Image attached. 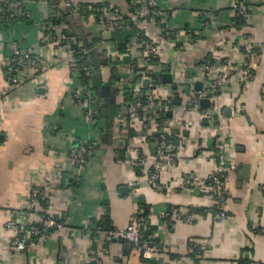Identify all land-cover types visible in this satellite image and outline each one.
Segmentation results:
<instances>
[{"label":"crops","instance_id":"1","mask_svg":"<svg viewBox=\"0 0 264 264\" xmlns=\"http://www.w3.org/2000/svg\"><path fill=\"white\" fill-rule=\"evenodd\" d=\"M20 1L28 20L7 22L0 14V264H92V258L99 264H264V0H156L162 16L137 22L143 38L158 47V91L171 102L163 118L175 161L163 164L156 185L144 175L156 160L151 113L140 117L145 135L120 124L127 118L129 98L126 90H117L118 116L107 137L101 99L99 123H92L75 98L83 89L75 63L67 52L55 53L56 40L65 34H75L79 47H84L81 36L86 37L97 50L95 65L103 81L121 77L129 64L122 62L129 43L118 30L104 29L99 9L115 8L127 17L132 14L129 4L55 0L64 10L68 3L72 12L45 27L57 19L56 9L44 0ZM238 2L247 7L245 18L238 19L233 7ZM165 30L175 37H165ZM13 44L30 49L33 57L21 68L17 87L5 76ZM248 45L259 51V58L245 82L241 72ZM134 47V59L143 64L139 43ZM107 59L111 63L105 66ZM211 64L216 69L210 77L223 75L225 84L208 107L190 109L185 89H201L207 76L202 66ZM94 73L90 86L97 96ZM162 74H169L172 83H163ZM124 139L126 150L117 147ZM93 142L98 146L92 155L76 163L72 150ZM139 153L145 166L137 163ZM219 169L227 188L223 222L203 213L217 204L197 189L199 179ZM185 176L195 179L189 187L182 184ZM33 188L45 191L46 204L31 199ZM144 208L156 250L150 260L136 249L127 253L117 240L107 241L103 229L125 228ZM165 211L173 217L193 213L195 221L170 226L161 217ZM45 213L62 222L63 229L35 240L25 251H14L15 231L6 223H40ZM195 244H205L207 253L198 256Z\"/></svg>","mask_w":264,"mask_h":264},{"label":"built area","instance_id":"2","mask_svg":"<svg viewBox=\"0 0 264 264\" xmlns=\"http://www.w3.org/2000/svg\"><path fill=\"white\" fill-rule=\"evenodd\" d=\"M46 1V0H44ZM47 2V1H46ZM133 12L131 18L135 21H156V18L162 16V11L159 9L156 0H129ZM66 8L71 10V6L67 3ZM234 9L237 11L238 16L245 18L247 16V7L238 2L234 4ZM55 9V6L52 5ZM54 18H60V12L54 11ZM100 20L103 22L104 29L107 32L128 28L124 22L122 16L115 8H102L99 9ZM0 14L3 20L10 22L15 20H28V11L24 9L20 0H4L0 6ZM51 20V19H50ZM45 22V27H52L51 22ZM140 30V29H139ZM140 32H142L140 30ZM144 36V34H142ZM165 37H175V33L171 30H165ZM245 39V38H244ZM139 43V51H141L144 59L143 64H138L134 59L132 52L134 51V43ZM71 40L62 38L55 42V53L62 54L67 52V57L73 60L75 63L74 73L77 78H81L83 75L86 78L87 84L83 85V89L76 91L75 98L81 106L86 108L88 120L92 123H99V108L97 97L91 90V78L92 70L88 51L84 47H80V52L84 55V62L76 64V61L70 52ZM133 47V48H132ZM247 49V63L242 69V80L249 81L252 76L253 61L259 58V51L253 46H249ZM30 49H23L18 44L12 45L11 56L5 66V76L7 82L11 87H17L20 83L19 74L21 68L28 62L33 60ZM158 47L157 45L143 37H140L139 33L131 39L128 44L127 56H129V64L126 70L121 74L120 83L126 87V92L130 96L128 104V115L126 119H122L120 124L130 125L136 133L145 135L146 124L139 122L142 114L148 112L152 115V120L155 122V155L156 160L148 166L145 172V178H147L152 184L156 185L159 179L160 171L163 168V164H174V155L172 153L171 145L169 143V131L165 127V120L163 118V112L169 107L170 99L164 96L158 91L159 83L154 80L156 72L154 71V61L157 59ZM203 70L207 74L206 82L204 86L199 90H192L190 87L185 89V94L190 102V109H198L199 102L202 99H207L212 102L217 94V91L223 87L225 80L227 79L223 75H218L211 78L210 73L216 69L215 65H203ZM209 74V76H208ZM149 79L150 84L147 88L141 87L143 80ZM264 96V86L262 88ZM216 113H212L214 116ZM98 146L97 142L90 144L83 143L77 149L72 150L71 156L75 159L76 163L83 164L93 153L94 149ZM137 163L140 166L146 165L145 157L139 153ZM195 182L190 176L183 178L182 184L185 187L191 186ZM197 189L200 192H204L210 196V198L216 202L217 207L213 210H204L203 213L212 214L217 222H223L227 218V214L224 210V203L226 201L227 188L225 184L224 170L219 169L217 172H212L206 177L199 179ZM31 199L46 204L47 194L41 188H33L31 190ZM141 211H137L133 217L130 218L128 225L123 229H116L115 231H109L105 234L107 241L111 240H126L132 244L136 251L143 259L150 260L155 256V247L153 243L148 240H144L141 229L149 223L148 218L140 216ZM161 217L167 221V224L172 226L175 222L192 223L195 221L196 214L193 213H181L176 216H171L169 212H163ZM8 229L15 231L14 239L12 240L11 248L16 252L25 251L31 246L35 240L48 236L53 232H59L63 229V223L56 218L44 214L40 223L25 224L21 221L10 220L6 223ZM142 227V228H141ZM264 234V229L261 230ZM194 249L200 254L207 253V246L205 244H195ZM92 264H99L98 258H92Z\"/></svg>","mask_w":264,"mask_h":264},{"label":"water","instance_id":"3","mask_svg":"<svg viewBox=\"0 0 264 264\" xmlns=\"http://www.w3.org/2000/svg\"><path fill=\"white\" fill-rule=\"evenodd\" d=\"M81 38L83 39L84 47L86 48L87 51L90 52L91 56L93 57V58H91V64H93L92 67H93V70L95 71L93 87L97 90V96H96L97 99L98 100L101 99V102L99 103V108L102 110L101 115L103 116V119H104L105 135L107 137H110L112 135V130H111L112 121L115 117L118 116V114L114 108L115 92L117 90L118 91L119 90H126V87L119 85L120 77H118L117 75H115V77H114L115 79L113 81H112V79L109 82L103 81L102 74L100 71H98L99 68L97 67V65H95V61L97 63V61H98L97 59H99L98 58L99 56L97 58H94V56L97 54V50L95 49V47L93 46L92 43L87 42L86 37L81 36ZM100 57L103 58V60H105L104 56H100ZM122 62H124V63L126 62L128 64L129 56H127V55L123 56ZM110 63H111V61L109 59H107V61H103V64L105 66H108ZM113 71H115V69H113ZM161 77H162L163 83H168V84L172 83L171 76L169 74H162ZM145 82L147 84H149L150 80L149 79L143 80V83H145ZM147 86L148 85L143 86V88H147ZM207 103H208L207 99H202L199 102L200 106H202V107L203 106L208 107ZM129 136H131V133ZM107 137L105 138L104 142L108 141ZM127 146H128V140L127 139L121 140L117 144V147L119 149L121 148L123 150H126Z\"/></svg>","mask_w":264,"mask_h":264},{"label":"trees","instance_id":"4","mask_svg":"<svg viewBox=\"0 0 264 264\" xmlns=\"http://www.w3.org/2000/svg\"><path fill=\"white\" fill-rule=\"evenodd\" d=\"M51 6H55V9L56 11L60 12V18H57V19H51L50 22L51 24H57L59 23V21L63 20L66 18V16L68 14H70V12H72V10H64L63 8H59V5L58 3L55 1V0H46ZM128 4H129V0H125ZM130 6V4H129ZM131 7V6H130ZM132 9V12H133V8ZM124 22L126 23L127 27L128 28H123V29H119L117 32L119 33V36L121 39H123L124 41H126V43H129L131 41V39L133 37H135V35L137 33H139L140 37H143L142 34L143 32H140V30L137 28V22H140L141 20H133L131 18V15L130 16H127V17H122ZM238 19H240V17L238 16ZM63 38H66V39H70L71 40V44H70V52L72 53L76 63L80 64V63H83L84 62V55L80 52V47L78 46V41H77V38L75 36V34L73 33H67L65 34V37ZM87 56L89 57V60L91 59V54L90 52L88 51V54ZM90 62V61H89ZM208 62H211V59L208 60ZM156 63V60L154 61V64ZM92 68V67H91ZM92 70V69H91ZM92 73H93V70H92ZM154 80L158 82V77H157V74L156 76L154 77ZM80 81L81 83H83V85H86L87 84V81H86V78L82 75L81 78H80ZM128 98L130 97L128 94H127ZM130 99V98H129ZM171 104V103H170ZM169 104V106H170ZM140 121V119H139ZM156 136L154 135V138ZM149 139V138H148ZM170 139V138H169ZM141 211V210H140ZM147 212H146V208H144L141 213H140V216L141 217H145L147 218L146 216ZM106 232H109V231H115L116 229H113V228H108V227H105L103 228ZM141 233H142V236H143V239L144 240H148L152 243V240L150 238V236L153 234V231L152 229H150L148 227V224L145 225L142 229H141ZM118 242L122 243V244H125V246L127 247V253L131 250V249H135V247L130 244L129 242H127L126 240H117Z\"/></svg>","mask_w":264,"mask_h":264}]
</instances>
